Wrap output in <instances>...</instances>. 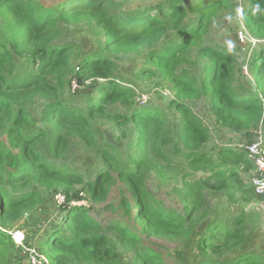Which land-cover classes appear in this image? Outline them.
<instances>
[{
	"label": "trees",
	"instance_id": "obj_1",
	"mask_svg": "<svg viewBox=\"0 0 264 264\" xmlns=\"http://www.w3.org/2000/svg\"><path fill=\"white\" fill-rule=\"evenodd\" d=\"M234 1L0 0V264H25V258L20 263L11 256L14 250L20 258L23 249L5 231L59 190L66 197L61 223L35 247L49 264H120L119 244L138 245L142 263L159 264L164 258L149 239L178 237L185 229L205 226L203 189L224 194L230 205L261 203L263 198L241 176L254 171L245 152L220 148L210 156L200 153L211 133L190 106L205 100L216 123L233 134L249 136L264 121V46L247 65L250 84H235L233 54L204 44L220 14L237 12ZM245 1L244 29L263 41L264 0ZM76 28H87L92 47L83 50L76 41L63 40ZM136 57L143 64L133 79L158 78L171 90L176 131L167 114L137 104L135 82L120 74L121 61ZM73 82L90 87L72 92ZM115 106L124 114L113 115L109 110ZM98 122L121 132L133 128L128 154L112 144H97ZM69 136L90 147L98 160L84 192L94 204L112 203L107 208L117 217L106 226L85 206L71 204L83 199L81 191L72 192L82 176L53 164L39 149L46 143L57 157L68 147ZM148 138L161 144L156 155L162 162L170 148L193 171L211 172L195 185L183 183L181 212L162 207L146 187L150 171L166 179L147 157ZM262 217L252 209L208 222L194 264H264V252L238 249Z\"/></svg>",
	"mask_w": 264,
	"mask_h": 264
},
{
	"label": "rangeland",
	"instance_id": "obj_2",
	"mask_svg": "<svg viewBox=\"0 0 264 264\" xmlns=\"http://www.w3.org/2000/svg\"><path fill=\"white\" fill-rule=\"evenodd\" d=\"M130 4L141 3H155L159 0H125ZM234 4L237 6V12L234 14L222 13L214 20L209 27L208 35L205 38L204 44L210 47H217L226 51H230L238 63V71L235 73V84L249 83L251 77L247 68L250 57L253 52L257 51L259 46H264V40L259 41L253 39L247 34L244 29L241 19L242 8L247 6L245 0H235ZM240 33L244 36L241 40ZM64 41L72 40L76 41L78 45L82 46L83 50L88 47H92L94 43L93 37L87 28H76L71 31V34L63 38ZM143 59L136 57L132 60H122L120 64V74L124 77L132 79L136 85L137 92V104L140 106L150 105L161 112L168 115L172 121V128L177 129V117L170 111L169 104L174 99L173 94L169 88L158 78H137L133 79V74L137 70L142 69ZM195 69V67H194ZM88 85V86H87ZM90 84L87 83L84 87L78 86L75 82L71 85V91L77 92L81 89H88ZM194 114L203 122V124L210 130L211 139L208 143L204 144L200 150V153L206 156L215 154L220 148H231L238 150L242 145L248 144L253 140L259 138L264 139V121L259 129L249 136L244 134H233L227 129L221 128L215 121L213 115L209 111L208 103L205 100L196 102L194 105H190ZM34 114H37L38 110L35 108ZM113 115H123L124 110L121 106L111 107L109 110ZM133 134V128L129 127L127 130L121 132L111 123L98 122L97 123V144L102 146L105 143L112 144L124 154H128V142ZM150 135V134H149ZM148 146L145 152L147 157L157 166L161 168V172L165 174L166 179L160 177L155 171H150L145 176V184L149 193L161 201L162 207L165 209H174L178 212L182 211L183 204L180 202V195L183 189V183L195 185L202 181L204 177H210L211 172L209 170L193 171L188 162L183 156L173 153V149L166 148V155L168 156L166 162H162L157 158V150H163L161 144L155 138H148ZM46 155L49 161L55 165H66L69 171L74 172L82 176L83 180L81 184L73 187L72 192H82V200L78 203L72 201L71 204H81L89 209L90 215L99 224L106 226L110 222L116 219L117 214L107 207L112 205L110 200H106L100 203H92L88 199L86 191V184L91 181L89 178L95 168L99 166L98 160L94 154V151L87 145L82 143L78 138L74 136L68 137V147L63 150L59 156L54 155V151L49 150L48 144L44 143L40 148ZM249 159V157L247 156ZM250 160V159H249ZM252 173V172H251ZM247 183L250 185V175L241 173ZM167 180V181H165ZM212 183V181L210 182ZM205 200L206 220L204 225L206 226L211 220L218 219L219 217L226 220L233 219L241 211H249L256 209L261 213L260 204L246 205L242 204H228L226 202V196L222 193H215L211 188H205L202 190ZM66 197L62 190L56 191L43 198L41 205L30 215H27L21 219L20 222L14 225L11 231H5L10 234L14 231L22 232L24 234L23 245L27 249L36 247V244L44 240L47 233L59 226L61 223V207L64 204H60L57 200V196ZM113 195L110 194L109 198ZM243 206V207H242ZM205 226L202 224L193 229H185L178 237H172L169 235H153L149 239V245L158 251L160 257L164 258V262L159 264H194L198 258L197 242L200 233L204 230ZM248 237V243L240 246L238 249H248L251 252L256 251L264 252V219L262 217L261 224L257 226L256 231H246ZM12 239V236H11ZM13 241V240H12ZM14 243V242H13ZM119 244V243H118ZM111 245H115L114 241ZM141 248L138 245L123 246L121 244L116 246V252L118 254V260L120 264H151L150 262L142 263L139 259ZM18 261H24L25 255L21 253L19 258L18 253L13 250L11 255ZM17 257V258H16ZM13 258L9 259L10 262L14 261ZM21 263V262H20Z\"/></svg>",
	"mask_w": 264,
	"mask_h": 264
},
{
	"label": "built area",
	"instance_id": "obj_3",
	"mask_svg": "<svg viewBox=\"0 0 264 264\" xmlns=\"http://www.w3.org/2000/svg\"><path fill=\"white\" fill-rule=\"evenodd\" d=\"M240 37L241 40L244 39L242 33H240ZM238 150L245 152L254 165V171L250 176V186L257 196L263 198L260 207L264 219V139L257 138L248 144L242 145ZM57 199L60 204H64V196L58 195ZM10 235L14 244L23 249L22 253L27 257L25 258V264H49L46 258L40 255L35 248L27 249L24 247V234L22 232L14 231Z\"/></svg>",
	"mask_w": 264,
	"mask_h": 264
}]
</instances>
